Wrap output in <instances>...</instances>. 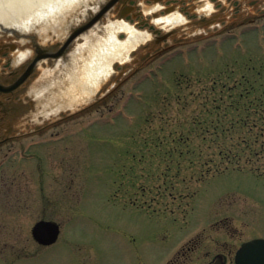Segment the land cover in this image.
I'll return each instance as SVG.
<instances>
[{
    "label": "rangeland",
    "instance_id": "rangeland-1",
    "mask_svg": "<svg viewBox=\"0 0 264 264\" xmlns=\"http://www.w3.org/2000/svg\"><path fill=\"white\" fill-rule=\"evenodd\" d=\"M243 30L189 40L24 136L53 141L1 172L0 264H168L195 237L181 264H233L264 239V28ZM42 219L60 227L49 247L31 237Z\"/></svg>",
    "mask_w": 264,
    "mask_h": 264
},
{
    "label": "flooded vegetation",
    "instance_id": "flooded-vegetation-1",
    "mask_svg": "<svg viewBox=\"0 0 264 264\" xmlns=\"http://www.w3.org/2000/svg\"><path fill=\"white\" fill-rule=\"evenodd\" d=\"M59 4L41 7L36 1L22 26L0 25V177L11 166L30 165L39 157L33 149L53 141L27 140L24 136L44 135L50 126L62 123L60 118H71L103 100V82L94 94L78 103L80 106L67 99L55 100V94L67 88L73 67H81L90 57L86 45L92 36L103 39L107 28L115 25L142 36L127 58L115 65L113 77L123 74L127 64L137 70L162 56L167 58L163 61H169L188 40L205 37L215 41L227 32L234 36L238 31V35L249 32L240 33L246 27L264 28L260 25L264 0H65ZM127 37L123 30L116 34L119 41ZM58 79L63 81L62 89ZM33 169L41 171L37 163L32 164ZM4 185L1 177L0 195L7 196L11 191L3 189ZM195 238L186 242L168 264H181L186 254L195 250Z\"/></svg>",
    "mask_w": 264,
    "mask_h": 264
},
{
    "label": "water",
    "instance_id": "water-1",
    "mask_svg": "<svg viewBox=\"0 0 264 264\" xmlns=\"http://www.w3.org/2000/svg\"><path fill=\"white\" fill-rule=\"evenodd\" d=\"M36 1H39L41 7H45L57 2L61 4L65 0H0V25L22 26V21L30 18L27 12L31 11L30 9L34 7ZM92 24L93 21L89 25H86L84 29L89 28ZM122 30L127 32L128 37L124 41H118L116 34ZM141 39L142 36L140 34L132 30H126L119 25L107 28L103 39L92 36L86 45V51L90 57L84 60L81 67L77 66L76 69L73 67L72 72L67 78V88L64 92L59 91L56 94L54 93L55 100L67 99V102L75 101L78 104L80 99H86L94 94L101 82L104 83L106 80L105 87H103V97L107 95L135 71L133 65L127 64L122 68L124 69L123 74L117 75L116 73L113 77H110L112 71H116L115 64L112 65V63L124 61L127 58L128 52ZM125 73L127 74L124 76ZM58 80V87L62 89L63 81L61 79ZM67 102L65 103L66 105ZM78 105L80 106V104ZM31 234L38 244L48 246L56 241L59 227L52 222L39 221L33 226ZM234 261L236 264H264V239H256L243 243L236 252ZM211 264L222 263L217 258Z\"/></svg>",
    "mask_w": 264,
    "mask_h": 264
}]
</instances>
